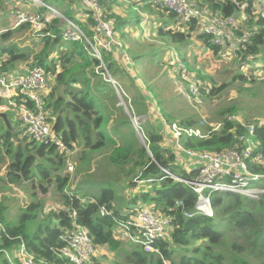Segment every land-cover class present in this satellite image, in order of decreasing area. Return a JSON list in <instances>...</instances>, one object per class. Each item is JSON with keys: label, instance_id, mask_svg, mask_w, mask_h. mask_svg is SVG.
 I'll return each instance as SVG.
<instances>
[{"label": "trees", "instance_id": "1", "mask_svg": "<svg viewBox=\"0 0 264 264\" xmlns=\"http://www.w3.org/2000/svg\"><path fill=\"white\" fill-rule=\"evenodd\" d=\"M62 1L76 5L79 0ZM197 1L214 13L220 12L225 17L241 18L243 27L254 31L250 42L238 51L236 56L243 63L256 61V56L261 54L264 47V0L258 4L253 0ZM100 2L108 18L114 20V30L119 31L120 27L125 30L131 25L132 19L122 20L115 12V0ZM132 2L134 6L143 4L141 8L150 13L157 11L162 21L158 20L156 30L178 50L192 47L195 44L193 41L197 40L215 55L219 56L222 51L227 52L214 42L211 35L199 31L196 21L183 27L173 11L155 0ZM5 10L6 0H0V14ZM38 10L42 14L47 12L43 8ZM93 22V19L89 18V26L83 27L89 37L92 36ZM77 23L82 26L80 21ZM24 27L26 26L17 30ZM48 28L55 37L46 36L42 39L43 49L29 65L43 67L49 73V88L52 89L45 98V108L51 111L53 116L49 115V120L53 124L54 132L63 142L65 150L82 147V158L89 152L113 145L110 161L120 173L126 175L123 178L127 184L124 189H131L132 194L125 192L127 194L121 195V192L118 193L111 187L102 190L94 201H90L89 198H83L79 191L70 192L72 177L68 171L69 162L65 150L51 141L35 143L27 138L15 145L14 140L20 134L13 132L14 128L13 131L7 129L0 120V164L7 158L9 161L5 177H0V185L23 187L28 184L33 190L29 193V203L21 209V215L16 222L8 220L6 208L0 203L2 249L14 250L25 244L40 264H72L69 260L61 258L58 250L63 246L61 236L79 226L87 231L98 249L106 248L124 257L130 264H163L164 259H170L173 264H264V195L259 200H252L235 193H215L211 196L213 217L201 214L185 216V212H194L197 194L163 170L165 168L176 173L179 166L175 164V155L163 146L164 136L159 126L148 124L144 127L141 124L139 127L144 134L146 146L141 144L127 116L124 115L111 126L106 115V93L99 99L91 87L92 78L104 73L100 61L93 56L91 59L84 56V51L90 49L85 41L64 40V28L58 19H54ZM11 33V30L3 33L0 38L7 40ZM63 43L69 45V50L56 53V48L63 46ZM115 53L122 56L121 51L113 50L111 53H104V61L107 62L106 56L111 58L109 54ZM0 54L5 57L2 66L6 70L11 69L17 62L29 60V54L17 46L0 45ZM77 55L79 58L75 59ZM181 60L191 72L189 69L192 70V66L188 60ZM115 63L113 59L108 63L110 73L111 69L118 73ZM195 72L197 78H202L199 70ZM177 76L179 77L178 74ZM237 79L247 80L244 76H238ZM202 80L204 81V78ZM207 80L214 82L211 77ZM99 85L104 87L102 83ZM222 90L223 88L217 89L213 85L208 92L201 91L203 94L217 95ZM30 104L27 102V105ZM129 106L133 109L132 104ZM161 112L167 118L166 121L171 123L164 109H161ZM232 113L231 110L221 113L225 117L222 118L223 128L219 132L204 140L186 137L184 147L195 152H223L231 149L237 136L246 132L240 123L228 119L236 116ZM198 123H193L190 119L180 122L188 127ZM111 130L117 133L121 144L111 134ZM256 138L261 141L264 152V126L260 124L256 125ZM127 167L129 170H126ZM259 171L264 172V168ZM195 172L182 171L178 175L190 178L196 175ZM138 176L141 183L147 184L146 190L136 189L137 183L133 179ZM38 190L46 196L51 195L53 191V195L62 205V208L48 212L41 221L39 218L44 214L45 207L38 197ZM125 200L126 204L123 205ZM179 202H183V206L177 205ZM147 204L172 218L173 228L167 232L164 239L156 243L159 254L147 253L140 246L131 245L130 248H124L123 242L115 237L116 226L135 216L140 208ZM101 207H105L108 214L101 215ZM13 262H17L16 258ZM3 264L11 263L6 259ZM96 264L101 263L97 260Z\"/></svg>", "mask_w": 264, "mask_h": 264}, {"label": "rangeland", "instance_id": "2", "mask_svg": "<svg viewBox=\"0 0 264 264\" xmlns=\"http://www.w3.org/2000/svg\"><path fill=\"white\" fill-rule=\"evenodd\" d=\"M42 1L56 10L63 11L65 16H67L66 14L71 15V17H67L77 22L74 12L75 6L66 4L62 0ZM132 3L115 0V12L117 15L122 20L132 19L131 29H128V27L124 30V28L120 27L119 31L115 30L128 59H123L118 53L109 54L111 58L108 56L105 58L108 63L112 59L116 61L115 66L118 69V73H115V69H111L110 74L116 80L117 87L109 81L110 78L108 76L102 73H98L97 77H93L91 83L92 91L97 98H102L105 93L106 96L109 95V97L105 96V103L107 104L106 115L108 120H110L111 126H114L124 115L127 116L143 146H146V140L142 130L139 128L141 124L144 127H147L148 124L158 125L165 138L167 123L172 124L175 122L183 128H188V126L182 125L180 122L188 119L193 123L201 122L203 119L215 123L222 121V118L225 117L221 113L231 110L232 114L240 118L243 123L262 124L264 126V47L261 54L256 56L257 60H253L250 63L241 62V59L236 56L237 53L229 52L228 50L225 53L222 51L219 56L215 55L197 40L193 41L195 44L190 48L175 50L176 46L160 36L155 28L159 20L157 11L154 10L150 13L145 8H141L142 6H134ZM18 11L34 13L38 12V10L29 0H6V10L3 14H0V32L12 31L7 40L0 38V45L17 46L29 54L28 61L17 62L11 69H4L11 73L16 72V75L22 73L20 69L23 66L32 64V60L43 49L42 38L33 34L30 27L27 26L21 30L12 29L14 14ZM48 14L53 13L48 12ZM144 15L146 17L143 19L147 18L146 22H142L140 17ZM140 21L141 26L138 24ZM81 27L83 28V26ZM56 49V53L60 50L68 51L69 45L63 43V46L59 45ZM56 53L54 54L56 55ZM54 54L53 56H55ZM102 54L105 57L104 52ZM84 56L89 59L92 58L90 49L84 51ZM179 57L185 58L191 64L192 70L189 69L191 74H196L197 76L195 71H200L204 81L202 78H198L201 79V85L205 87L206 92L213 85L215 88H223V90L217 95L203 94L202 92L200 103L189 99L185 95L186 91L189 90V85L181 82L177 76L176 64ZM78 58V55L75 56V59ZM119 58L121 59L119 60ZM107 62L105 63L108 67L109 64ZM58 65L60 64L58 63ZM238 76H244L247 80H239L237 79ZM209 77L214 80L213 83L207 80ZM100 83L104 84V87L100 86ZM51 89L48 88L46 97H48ZM130 103L133 109L130 108ZM99 106L101 107L100 104ZM161 109H164L165 113L169 115L171 123L166 121L167 118L162 115ZM49 114L53 117L51 111ZM135 125L138 127H135ZM111 134L120 143V139L114 130H111ZM185 139L186 137L182 139L183 145ZM18 140L23 141V136L19 135L18 138H15V145L16 143L17 145L19 144ZM163 146L166 148V145ZM174 147L175 144L170 143L168 145L172 152H174ZM146 148L148 149V147ZM82 150V147H76L74 150L67 149L64 151L68 164L74 166L73 173H70L72 177L69 186L70 192L79 191L83 198H89L90 201H94V198H97L102 190L111 187L118 193L121 192V195L132 194L131 189H124L127 186L123 179L126 175L120 173L110 161L113 145L105 149L89 152L84 158H82ZM177 152L178 155L181 154V151L177 150ZM8 164V158L4 163L0 164V177H5ZM126 170H129V168L127 167ZM181 172V169H176L177 174H181ZM133 180L137 183L136 189L146 190L147 184L141 183L139 176ZM29 189L31 188H29L28 184L23 187L0 185V203L6 208L8 220L16 222L19 219L21 209L29 203V193L33 191L32 189L29 191ZM37 194L45 207L44 214L39 218L40 221L51 210L62 208L58 198L53 195V191H51L49 196L39 190ZM125 204L126 200L123 205ZM147 205L150 206V204ZM1 244L0 240V264H3L6 260L5 251L9 253V258L13 261L19 246L14 250H8L2 249ZM130 247L131 245L127 244L124 248ZM97 258L101 264H130L124 257L118 256L103 247L99 248Z\"/></svg>", "mask_w": 264, "mask_h": 264}, {"label": "built area", "instance_id": "3", "mask_svg": "<svg viewBox=\"0 0 264 264\" xmlns=\"http://www.w3.org/2000/svg\"><path fill=\"white\" fill-rule=\"evenodd\" d=\"M38 9H45L47 12H22L14 14L13 30L22 26L31 28L33 34L42 39L46 36L55 37L49 30V24L54 19L60 21L64 28L63 39L69 42L85 41L90 48L93 57H96L103 68L104 73L110 82L117 87V82L109 72L104 61L102 52L111 53L113 50L122 52L123 59H128L124 47L116 36L114 20L109 19L101 6L100 0H79L84 13L88 18L93 19L92 36L85 34L79 23L65 16L63 11L56 10L42 0H29ZM132 2L133 0H121ZM165 8L173 11L180 24L184 27L196 21L199 31L213 37L215 43L229 52L237 53L243 49L254 36V31L243 27L241 18L235 16L225 17L220 12L214 13L207 7L202 6L197 0H155ZM257 4L261 0H253ZM52 12L53 14H48ZM1 31L0 36L3 34ZM178 55V54H176ZM5 57L0 54V113H14L18 121L17 132L27 138L30 142L56 143L61 149L65 146L53 130V124L49 120V111L45 108L46 93L49 88V73L40 66L28 65L21 74L9 72L3 69ZM176 68L179 80L189 85L186 96L200 103L202 91L205 87L197 76L191 74L185 63L177 58ZM130 62H132L130 60ZM99 70V69H98ZM185 87V86H184ZM20 100V101H19ZM30 102V105H27ZM230 121L240 123L246 130L242 135L237 136L235 145L223 152H195L187 150L182 144L184 137L190 139H208L214 133L223 128V122L211 123L203 119L198 125L183 128L178 123H167L166 125V147L171 138L177 150L186 154L192 159L196 166V175L190 178H183L178 174L163 168V170L174 180L185 184L197 194V204L194 212H185V216L192 217L197 214L208 217L214 216L211 196L215 193H235L252 200H259L264 195V152L262 143L256 138V125L246 124L237 116L228 117ZM137 123V121H136ZM262 125V124H260ZM136 126V125H135ZM138 127V126H136ZM20 130V132H19ZM181 155V154H180ZM176 163L180 158L175 155ZM178 164V163H177ZM68 171L73 173L74 166L68 164ZM255 168H258L255 170ZM183 206V202L177 204ZM101 215L108 214L105 207L100 208ZM173 228L172 218L160 211L155 210L151 205H143L138 213L120 222L114 229L115 237L129 245L140 246L147 253L159 254L156 243L167 235ZM63 246L58 250L61 258L69 260L72 264H96L98 248L94 245L87 231L76 226L70 233L61 236ZM6 259L13 264L9 253L5 251ZM17 262L14 264H40L35 256L30 253L25 244H21L15 256ZM163 264H173L170 259H164Z\"/></svg>", "mask_w": 264, "mask_h": 264}, {"label": "crops", "instance_id": "4", "mask_svg": "<svg viewBox=\"0 0 264 264\" xmlns=\"http://www.w3.org/2000/svg\"><path fill=\"white\" fill-rule=\"evenodd\" d=\"M67 4V3H66ZM71 6H75V9H74V12H75V15H76V19H77V21H80L81 22V24H82V26L84 27H88L89 25H88V17H87V13H84V10H83V7H82V5H80L79 3H77L76 5L75 4H73V5H71ZM140 6H144L143 4H141ZM114 10H115V8H114ZM141 18H142V22H146L145 20L147 19H143L144 17H146L145 15L142 17V16H140ZM159 20H161L162 21V19H159ZM141 22V21H140ZM159 22V21H158ZM140 26H141V24H140ZM157 27V26H156ZM155 27V28H156ZM128 29H131V25L129 26V28ZM174 45V44H173ZM174 48V47H173ZM175 50H177V48H175ZM178 52V51H177ZM121 58H119V60H120ZM186 64V63H185ZM187 65V64H186ZM27 67V65H25V66H23L20 70H23L24 68H26ZM194 75V74H193ZM8 118H9V121L11 122V125H12V130L11 131H13V128H14V131L13 132H17V124H18V121H17V119L15 118V116H14V113H9L8 114ZM3 122V121H2ZM4 123V122H3ZM5 125V124H4ZM7 128V127H6ZM8 129V128H7ZM167 133V132H166ZM166 136H168V135H165V138H164V145H166ZM171 138V142L172 143H174L173 142V140H172V137H170ZM15 141V140H14ZM16 142H18V141H16ZM19 142H21V141H19ZM166 149H169L170 151H171V149L170 148H168V147H166ZM172 152V151H171ZM174 155H177L178 154V152H177V150H176V147H174V152H172ZM179 156V158H180V160H179V162H177L176 163V160H175V164H177V166H179V169H181L182 171H196L194 168H196V166L192 163V159L191 158H189L186 154H184V153H181V155H178ZM129 245V244H128ZM123 246L124 247H126L127 246V244L126 243H123ZM98 260V259H97Z\"/></svg>", "mask_w": 264, "mask_h": 264}, {"label": "water", "instance_id": "5", "mask_svg": "<svg viewBox=\"0 0 264 264\" xmlns=\"http://www.w3.org/2000/svg\"><path fill=\"white\" fill-rule=\"evenodd\" d=\"M0 120L4 122V124L9 130H12L11 122L9 121L8 115L6 113H0Z\"/></svg>", "mask_w": 264, "mask_h": 264}, {"label": "clouds", "instance_id": "6", "mask_svg": "<svg viewBox=\"0 0 264 264\" xmlns=\"http://www.w3.org/2000/svg\"><path fill=\"white\" fill-rule=\"evenodd\" d=\"M8 115V114H7Z\"/></svg>", "mask_w": 264, "mask_h": 264}]
</instances>
